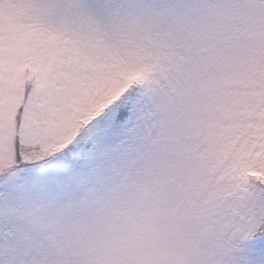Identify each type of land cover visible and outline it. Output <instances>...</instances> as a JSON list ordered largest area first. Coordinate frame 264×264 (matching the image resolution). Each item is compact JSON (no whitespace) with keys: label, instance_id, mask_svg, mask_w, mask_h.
<instances>
[{"label":"snow or ice","instance_id":"snow-or-ice-1","mask_svg":"<svg viewBox=\"0 0 264 264\" xmlns=\"http://www.w3.org/2000/svg\"><path fill=\"white\" fill-rule=\"evenodd\" d=\"M0 264H264V0H0Z\"/></svg>","mask_w":264,"mask_h":264}]
</instances>
